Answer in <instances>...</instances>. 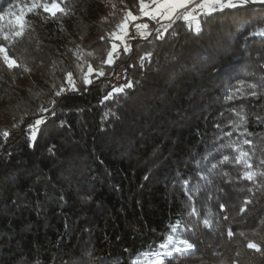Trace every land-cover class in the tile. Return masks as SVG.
I'll return each mask as SVG.
<instances>
[{
	"label": "trees",
	"instance_id": "obj_1",
	"mask_svg": "<svg viewBox=\"0 0 264 264\" xmlns=\"http://www.w3.org/2000/svg\"><path fill=\"white\" fill-rule=\"evenodd\" d=\"M143 2L65 0L70 13L55 18L37 9L9 49L27 70L0 61V264H145L177 220L195 225L192 235L174 230L195 248L166 264H264V252L247 247L264 249L253 236L264 234V177L242 179L243 164L212 168L239 154L222 147L236 142L264 170V35H252L264 29V4L202 17L199 34L175 18L163 39L153 30L102 64L117 25L129 11L141 16ZM27 4L0 0V30L14 26L9 8ZM40 118L32 139L28 126Z\"/></svg>",
	"mask_w": 264,
	"mask_h": 264
},
{
	"label": "snow or ice",
	"instance_id": "obj_2",
	"mask_svg": "<svg viewBox=\"0 0 264 264\" xmlns=\"http://www.w3.org/2000/svg\"><path fill=\"white\" fill-rule=\"evenodd\" d=\"M65 0H28L27 5H17V11L13 12L11 8L8 9L6 15L12 18V25L8 29L0 30V39H2V43H0V61L8 69L13 68H24L27 70L26 65L17 63L16 59H13L9 54V49L13 45L15 41H17L20 37L24 35L26 21V15L28 13L34 12L37 9H42L45 13L49 16L55 18L57 13L60 15H68L70 13V9L65 5L62 7L61 5L64 4ZM256 2V0H200L199 3H196L195 0H164L163 3L159 4L156 8V14L162 15L167 19H171L175 16L176 19H182L185 21L190 30L196 32L197 34L203 31L201 19L202 17H213L214 13H222V14H231L232 10H243L246 6L250 3ZM261 4H264V0H259ZM191 6V7H190ZM178 9H183V12H178ZM226 10H228L226 12ZM142 15H149L150 13L143 10V5L141 7ZM198 13V14H197ZM135 21L137 19L136 16H133L132 13L129 11L124 19L121 21L117 28L121 30L124 35L127 34L126 28L128 24V19ZM156 16L153 15V19ZM147 24H137L136 28L139 31L140 29H147ZM247 27V25H245ZM259 34L264 35V29L259 30L257 33H252V35ZM116 40L123 39L122 36H116L115 33L112 34ZM163 33H160L157 36V39H163ZM101 39H104L101 37ZM125 51L129 50V46L125 44ZM118 44L113 43L111 46V50L107 53V59L102 62V64H113L114 63V54L118 51ZM150 57V54H148ZM93 74V69L89 66L88 72L83 74L81 77L82 83L87 85L91 84L93 81L89 79V76ZM72 73H67V82L71 88V90L76 91V84L75 81L72 79ZM99 76H104V70L101 66L98 71ZM133 85L132 83H126L122 87L116 88V93H123L125 88H131ZM245 86L244 81H239L237 85L233 86V90L226 96V99L231 100L234 96L241 91V89ZM55 87V86H53ZM254 87V86H249ZM65 89L61 87L59 91L55 93L57 97H59ZM255 95V93H252ZM111 93L105 97V99H109L111 97ZM51 103L54 105L56 103L55 100H52ZM41 112L49 111L48 109L41 108ZM54 114V113H53ZM43 122V119H36L33 124L28 126L29 130L32 133L31 138H35V129ZM15 127V125H14ZM8 132L5 130L3 131L2 135L7 137ZM226 135L231 136V133H227ZM244 144H249L251 141L244 140ZM222 147L224 148H232L235 149L239 154L235 157H230L229 155H223V158L217 162V164L212 165L213 169H222L224 165L235 163V164H243L245 166V171L243 172L242 179H246L248 181L255 182L258 177H264V170H253V165L249 162L250 156L249 153L243 151L240 148V144L233 142L224 144ZM261 165H264V160L260 161ZM220 175L227 177L228 173L221 171ZM205 179L207 177H204ZM244 205L247 206L248 204L252 203L251 199H245L243 201ZM221 209L224 208V205H219ZM241 212L245 211V208L240 209ZM188 217H196L198 223H202V225L206 228H211V219L207 216L201 217L200 212L197 210L196 207H190V211L187 212ZM223 219L227 220L228 217L224 216ZM184 227L185 233H189L190 235L194 234L195 232V225H187L181 220H177L175 223L171 224L168 232L165 233L162 237V240L154 245L152 248L146 250V260L145 264H166L168 258H174L176 254H190L191 250L195 248V245L189 241V239L182 238L178 236L175 229ZM240 236H245V233H239ZM227 236L232 237L233 232L232 229L229 227L227 229ZM254 237H258L260 242H264V234L260 232H254ZM247 247L249 249H255L258 252H264V249H261L260 243H257L255 240H249L247 243ZM136 255H142L141 253H137ZM240 253L237 252V256ZM133 264H140L139 261H134ZM221 264H229L227 260L221 261ZM232 264H236L235 261Z\"/></svg>",
	"mask_w": 264,
	"mask_h": 264
},
{
	"label": "rangeland",
	"instance_id": "obj_3",
	"mask_svg": "<svg viewBox=\"0 0 264 264\" xmlns=\"http://www.w3.org/2000/svg\"><path fill=\"white\" fill-rule=\"evenodd\" d=\"M163 2H164V0H144V2H143V10L149 12L150 14L147 15V16H145V15L136 16L137 19L135 21L131 20V18L128 19V24H127V28H126L127 34L124 35V33H122L120 31L116 36H122L123 39L116 40V38H115V40H114V43H117L118 46H119L118 51L114 54V57L119 54L121 49L125 50V47H124L125 44H127L129 46V49H130L131 41L134 38H145L153 30H158L160 33H163L165 31L166 27L170 24V22L175 19V16H173L171 19H167V18H165L162 15L156 14L155 10H156L157 6L159 4H161V3H163ZM195 2L199 3L200 0H195ZM250 4H260V2H259V0H256V2H253V3H250ZM177 11L178 12H183L184 10L183 9H178ZM153 15L156 16L155 19H153ZM143 17H147L149 20L155 22L156 23L155 28H152L149 25V22H145L144 20H142ZM137 24H147L148 27H147V29H140L138 31L137 28H136ZM114 57H113V59H114ZM120 80H121V76H117L113 80V83L116 84ZM40 119L44 120V118H40ZM38 127H36L35 131L38 129Z\"/></svg>",
	"mask_w": 264,
	"mask_h": 264
}]
</instances>
